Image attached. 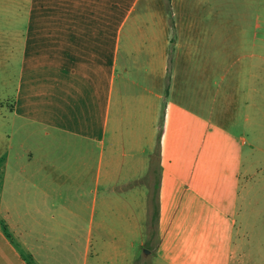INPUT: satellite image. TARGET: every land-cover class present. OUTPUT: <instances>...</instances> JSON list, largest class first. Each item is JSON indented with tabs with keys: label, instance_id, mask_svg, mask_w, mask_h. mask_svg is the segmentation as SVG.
Returning <instances> with one entry per match:
<instances>
[{
	"label": "crops",
	"instance_id": "crops-1",
	"mask_svg": "<svg viewBox=\"0 0 264 264\" xmlns=\"http://www.w3.org/2000/svg\"><path fill=\"white\" fill-rule=\"evenodd\" d=\"M56 1L16 11L45 13ZM122 1L53 35L30 24L15 45V57L30 56L9 119L17 137L0 148V264L63 262L58 249L87 211L93 264H264V148L252 136L246 149L241 135L238 148L226 132L207 26L169 0V11L150 10L154 38H135L149 13L130 21ZM249 90L235 126L256 109ZM92 143L104 171L91 200ZM65 187L75 195L65 199Z\"/></svg>",
	"mask_w": 264,
	"mask_h": 264
},
{
	"label": "rangeland",
	"instance_id": "rangeland-1",
	"mask_svg": "<svg viewBox=\"0 0 264 264\" xmlns=\"http://www.w3.org/2000/svg\"><path fill=\"white\" fill-rule=\"evenodd\" d=\"M113 0H104L92 4V0H60L47 5L45 13H35L26 10L16 11L23 7L26 0H0V148L5 151L9 146V135L16 140V134L9 128V119L19 98L16 88H25V77L22 68L25 60L30 56L26 53L15 57V45L20 38L28 37L27 27L30 24L44 23L51 35L68 27H77L84 20L91 21L92 12L96 18L108 9ZM169 0H123L120 13L124 16L130 13V21L140 15H145L139 30H134V37L149 40L156 34L157 20L150 14L151 9L169 11ZM179 11L185 9L189 19L203 23L207 26L209 44L207 53L209 57V71L219 74L223 88V121L226 132H230L233 140L237 136L246 138L245 148L251 147L252 136L258 147L264 148V0H176ZM35 6V4H34ZM222 27V36L219 29V43L217 42V27ZM222 37V39H221ZM16 59L22 63L16 65ZM16 68V71H15ZM21 69V70H20ZM14 72L22 78L16 83H10V73ZM13 83V84H12ZM253 88L256 89L255 94ZM251 89V101L255 95L256 109L244 112L241 110L236 123V103L243 94ZM210 91L212 86L210 85ZM164 105H162V113ZM222 111L220 110L219 114ZM248 115L254 121V129L248 128L244 117ZM222 117V114L221 116ZM236 121V123H235ZM11 136V140H12ZM15 144V141H14ZM240 148V142H233ZM19 149L17 154H19ZM101 148L92 143V194L87 198H94V179L104 167L100 163ZM72 148L69 156H71ZM262 157L261 154H257ZM11 156V153H10ZM21 157V156H20ZM27 156H22V161ZM68 155L65 157L67 162ZM68 165V164H67ZM65 187L61 195L69 199L75 195V190ZM82 194L83 191H80ZM18 196H22L18 191ZM75 198V197H74ZM81 198H84L81 195ZM69 222H66V227ZM96 225V223H94ZM77 232H66L63 251L66 259L58 264H93L92 254H87L88 233L90 227L89 212L86 220L75 224ZM67 230V228H66ZM95 237V235H94ZM148 251L147 249L144 253ZM92 253V250H91ZM145 257L149 261L150 257ZM147 258V259H146ZM136 264H146L143 260Z\"/></svg>",
	"mask_w": 264,
	"mask_h": 264
}]
</instances>
